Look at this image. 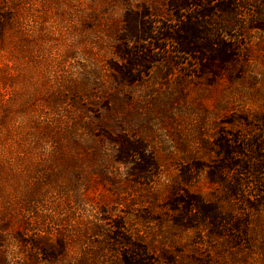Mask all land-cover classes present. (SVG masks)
I'll return each instance as SVG.
<instances>
[{"label": "rangeland", "instance_id": "1", "mask_svg": "<svg viewBox=\"0 0 264 264\" xmlns=\"http://www.w3.org/2000/svg\"><path fill=\"white\" fill-rule=\"evenodd\" d=\"M128 4L165 16L159 0H0V264H123L127 241L146 264H264V212L207 175L217 137L264 113V30L236 79L157 49L131 67L116 48ZM186 194L221 234L175 206Z\"/></svg>", "mask_w": 264, "mask_h": 264}, {"label": "trees", "instance_id": "2", "mask_svg": "<svg viewBox=\"0 0 264 264\" xmlns=\"http://www.w3.org/2000/svg\"><path fill=\"white\" fill-rule=\"evenodd\" d=\"M159 1L165 16L159 15L158 9L147 6L138 9L127 5L119 37L126 50L116 47L123 60L130 62L131 67H143L150 62V51L157 49L167 55L166 59L175 58L183 66L186 61L181 59H189L192 62L189 70L209 81L220 77H241L248 62L249 34L253 29L264 30V0ZM120 74L117 78L121 81L138 80L126 69ZM254 122L257 125L248 122L241 131L219 135L215 143L218 158L207 165L210 182L221 186L224 195L231 201H237L241 212L244 210L248 215L264 212V113L255 116ZM186 196V199L181 195L175 199V206H183L185 214L204 211L214 229L221 234L226 226L217 222L216 209L206 207L208 204L198 197ZM244 216V213L237 216L238 230L245 227L239 221ZM176 220L186 228L192 227L193 223L187 219ZM120 236L117 235L118 238ZM125 247L127 252L123 264H146L139 257L146 252L145 249L129 241Z\"/></svg>", "mask_w": 264, "mask_h": 264}]
</instances>
